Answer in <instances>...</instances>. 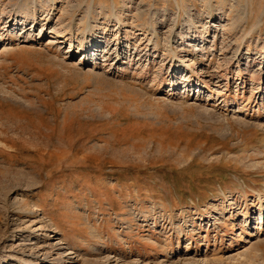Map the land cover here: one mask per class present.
<instances>
[{
  "label": "rangeland",
  "instance_id": "obj_1",
  "mask_svg": "<svg viewBox=\"0 0 264 264\" xmlns=\"http://www.w3.org/2000/svg\"><path fill=\"white\" fill-rule=\"evenodd\" d=\"M249 2L0 0V264H264Z\"/></svg>",
  "mask_w": 264,
  "mask_h": 264
},
{
  "label": "bare ground",
  "instance_id": "obj_2",
  "mask_svg": "<svg viewBox=\"0 0 264 264\" xmlns=\"http://www.w3.org/2000/svg\"><path fill=\"white\" fill-rule=\"evenodd\" d=\"M209 1H212V0H209ZM229 1V0H228ZM223 2L225 3V2H227V0H223ZM231 2H232V4H230L231 5V9H230V13L228 14V20H229V23H227L226 25H223L224 27L226 26V27H228V29H231V27H232V29L233 28H235L236 27V25H237V22L239 21V20H242V19H244V22L246 23V21H248L250 18H251V16H252V14H253V5H251L250 4V2H249V0H247V1H242V0H231ZM178 1H177V5H178ZM229 3V2H228ZM184 4V3H183ZM186 5V4H185ZM210 6V5H209ZM178 7V6H177ZM180 7V6H179ZM238 7H241V8H243L244 10L242 11V12H238V14H236V15H234L233 14V11L234 10H238ZM113 8H115V7H113ZM25 10H27V7L26 8H24ZM180 11H182V10H180ZM210 11V10H209ZM36 13V12H35ZM22 14H25V18H27V19H33V21H34V16H35V14L33 13H31V12H28V10L27 11H23L22 12ZM141 14H143L142 13V11H138V13H137V15L136 16H139V15H141ZM32 15V16H31ZM207 17H211V13H207ZM226 15H227V13H226ZM227 20V21H228ZM118 21L119 22H121L122 23V21H120V18H119V16H118ZM147 23V22H146ZM175 23H176V21H175ZM249 23V22H248ZM257 23H258V25H259V27L260 26H263L264 25V12H262L261 13V15L259 16V18H258V21H257ZM149 27H150V25H152V22L151 23H149V24H147ZM233 25V26H232ZM255 25V24H254ZM153 26V25H152ZM151 26V27H152ZM204 27V29H207V27L204 25L203 26ZM152 30V29H151ZM155 34V33H154ZM171 36V35H170Z\"/></svg>",
  "mask_w": 264,
  "mask_h": 264
}]
</instances>
